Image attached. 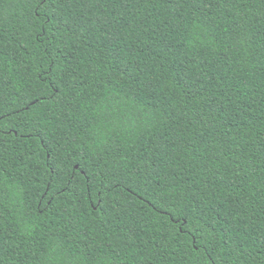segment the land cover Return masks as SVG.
Segmentation results:
<instances>
[{
    "label": "trees",
    "instance_id": "obj_1",
    "mask_svg": "<svg viewBox=\"0 0 264 264\" xmlns=\"http://www.w3.org/2000/svg\"><path fill=\"white\" fill-rule=\"evenodd\" d=\"M0 264H264V0H0Z\"/></svg>",
    "mask_w": 264,
    "mask_h": 264
},
{
    "label": "snow or ice",
    "instance_id": "obj_2",
    "mask_svg": "<svg viewBox=\"0 0 264 264\" xmlns=\"http://www.w3.org/2000/svg\"><path fill=\"white\" fill-rule=\"evenodd\" d=\"M53 176H54V179H58L59 178V174L58 173H54Z\"/></svg>",
    "mask_w": 264,
    "mask_h": 264
}]
</instances>
